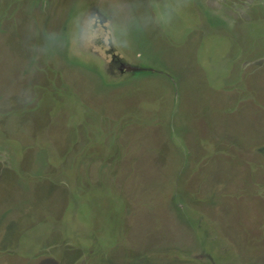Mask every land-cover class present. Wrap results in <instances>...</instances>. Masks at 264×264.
<instances>
[{
  "label": "rangeland",
  "instance_id": "rangeland-1",
  "mask_svg": "<svg viewBox=\"0 0 264 264\" xmlns=\"http://www.w3.org/2000/svg\"><path fill=\"white\" fill-rule=\"evenodd\" d=\"M0 264H264V0H0Z\"/></svg>",
  "mask_w": 264,
  "mask_h": 264
}]
</instances>
